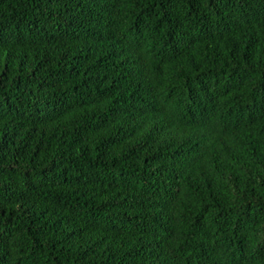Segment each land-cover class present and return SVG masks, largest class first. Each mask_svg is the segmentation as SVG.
I'll use <instances>...</instances> for the list:
<instances>
[{
  "label": "trees",
  "instance_id": "1",
  "mask_svg": "<svg viewBox=\"0 0 264 264\" xmlns=\"http://www.w3.org/2000/svg\"><path fill=\"white\" fill-rule=\"evenodd\" d=\"M0 264H264V0H0Z\"/></svg>",
  "mask_w": 264,
  "mask_h": 264
}]
</instances>
